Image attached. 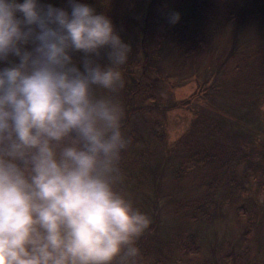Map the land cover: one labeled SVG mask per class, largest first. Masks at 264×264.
<instances>
[{"label": "clouds", "instance_id": "clouds-1", "mask_svg": "<svg viewBox=\"0 0 264 264\" xmlns=\"http://www.w3.org/2000/svg\"><path fill=\"white\" fill-rule=\"evenodd\" d=\"M67 5L0 0V264H142L151 218L121 188L131 45Z\"/></svg>", "mask_w": 264, "mask_h": 264}, {"label": "rangeland", "instance_id": "rangeland-1", "mask_svg": "<svg viewBox=\"0 0 264 264\" xmlns=\"http://www.w3.org/2000/svg\"><path fill=\"white\" fill-rule=\"evenodd\" d=\"M150 1L134 6L133 0H86L106 11L131 45L120 92L123 103L132 94L121 188L151 218L138 241L142 264H264V0H210L219 18L210 23L209 49L189 57L179 41L192 32V4L164 0L171 11L158 23ZM46 2L68 6L67 0ZM247 2L254 19L236 26L234 14L245 11ZM174 12L179 20L171 23ZM178 27L183 34L172 32ZM186 141L239 148L243 160L224 168L236 175L234 206L221 201L227 192L223 183L207 192V166L172 177L173 167L190 162ZM155 161L160 175L145 165ZM224 180L232 188L231 179ZM218 202L224 205L220 213L201 216ZM191 234L198 251L181 254L177 242ZM227 251L233 256L225 261ZM240 253L243 263L234 261Z\"/></svg>", "mask_w": 264, "mask_h": 264}, {"label": "trees", "instance_id": "trees-1", "mask_svg": "<svg viewBox=\"0 0 264 264\" xmlns=\"http://www.w3.org/2000/svg\"><path fill=\"white\" fill-rule=\"evenodd\" d=\"M133 1L134 2L132 5L135 6L143 2L144 0H133ZM177 1L179 2V0ZM181 2L182 3L188 2L192 4V9L194 12V15H193L194 19L192 20L191 27H190V29L192 30L191 34L185 37L182 36V38L179 41L180 46L183 48L182 54L186 57H189V56L204 52L206 47L209 49L210 44L208 46V43H211L210 23L215 20H218L219 17H218V13L215 11V8L210 0H181ZM161 3H156L153 0L152 2L151 1L149 2L150 11L151 12L153 10L156 11V14L154 17L158 23L159 22L163 23V18H162L163 14L167 13L168 11H171V10H168V7H167L168 4L166 1L162 0ZM246 5L248 7L245 9V11H242L240 13L235 12L234 14L233 21L235 20L236 26L240 25L243 22L252 21L254 19V14L256 13L253 12L254 7L252 6L253 5L252 2H247ZM172 26L174 25H171V27ZM183 29L184 28L178 27L177 30L172 29V32L183 34L184 33ZM165 36L166 34H164V37ZM122 71H123V75L125 79L126 73L124 72V70ZM131 96L132 94H130L129 96H123L124 98L123 104H125V110H126L125 118H124V125L129 121L130 116L132 114V110L130 109V106H129L130 100L132 98ZM159 135L160 134L158 135L156 134L157 137H159ZM185 144H186L185 145L186 151L190 154V162L181 163L180 165H178L179 167H173L171 171L172 177L179 179L183 175L189 176L193 170L192 169L193 167L198 168L202 166H207L206 176L211 177L210 179L211 185L210 183L208 184L207 192L209 190L211 192L212 189L219 187V185L223 183L226 186L227 192L226 193L224 192L225 195L221 201H223V204L227 207H229V202L232 203L234 206L236 204L235 198L237 197L235 195V190L237 187V185L235 187L236 175L234 174L233 171L230 173L228 171V173H226L227 171H225L224 168L227 167L229 164H231L233 160H234L233 164L235 162L239 163L241 159L243 160V158L241 157V153L238 150L239 148L229 149V148H225L223 145H218L215 142L207 143V144L198 143L196 145H190L188 141H186ZM154 149H157V148L154 147L153 150ZM148 151L149 150L146 149V152ZM149 152L152 153L151 151ZM128 163H129V160H127V164ZM145 165L148 167V170H150L151 172L153 170H157L158 175H160L163 172L161 171V168L159 167L158 161L148 162V163H145ZM185 167L188 169L187 172L191 170L188 174H186L187 172H185L184 170ZM225 178L231 179V184H234L232 185V188L227 185V183L224 180ZM210 192L207 195L208 197L211 196ZM222 194L223 193L221 192V196ZM186 204L189 205L188 202H186ZM223 204L221 202H218V206L216 208H209L207 210L204 209L202 211L203 214L201 216H204V215L210 216L212 214V216L210 217H215L216 214L220 213L222 207L224 206ZM203 206L206 207L205 204ZM238 207H241V206H238ZM174 210L178 211L179 210L178 206L175 205ZM177 246L181 254L198 251V245H195V237L192 234L181 238L177 242ZM244 253H240L239 255L235 256L234 261L240 260L242 263L245 262L246 256L244 255ZM229 256H233V255L229 251H227L225 257L224 258L222 257V259L226 261L228 260L226 257H229Z\"/></svg>", "mask_w": 264, "mask_h": 264}]
</instances>
